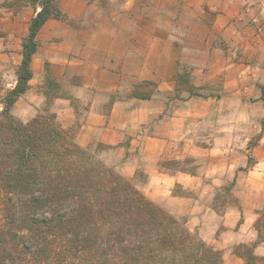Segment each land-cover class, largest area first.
Returning a JSON list of instances; mask_svg holds the SVG:
<instances>
[{
    "label": "rangeland",
    "instance_id": "374dc122",
    "mask_svg": "<svg viewBox=\"0 0 264 264\" xmlns=\"http://www.w3.org/2000/svg\"><path fill=\"white\" fill-rule=\"evenodd\" d=\"M22 2L23 0H0V35H7L5 30H20L25 24L29 26L30 20L35 16L32 11L38 5L28 3L23 6ZM88 6L90 7L83 19L149 18L154 20L155 18L161 25L143 27L140 24L134 30L135 34L138 29L140 35L147 32L156 37L158 46L160 40L166 39L172 42L174 61L170 62L165 58L156 61L157 66L167 70L168 73L171 72V91L160 92L158 84L148 80L136 83V85L148 83L138 87L137 91L148 93L151 98L155 96L158 99H169L170 107L166 114L168 116L169 111H173L178 121L180 118H187L188 137L164 140L166 153L157 156L142 155L137 147L136 154L132 156L136 162L134 173L131 177L120 174L116 167L123 163L120 158L115 155L113 162H110L101 157L103 152L117 146H104L96 141L82 146L77 142L76 135L81 125L83 111L86 109L85 104H77L75 99L72 100L78 119L71 127L65 128L58 121L56 113L53 112L55 97L71 96L73 98L72 85H79L80 79L68 78L59 82L52 74L48 62L44 64V82L41 86L45 97L44 102L35 106L36 110H33L19 101L14 109L21 95L12 109L14 117L23 123H28L39 115H53L59 127L73 138L76 145L100 159L107 167L129 181L152 203L154 202L150 195L153 193L161 200H165L168 195L189 198L195 196V192L184 189L181 184H175L165 192L161 188H157V191L150 188L148 192L147 172L150 169L168 175L181 173L188 177H198V179H204L206 183L208 180L212 182L213 177H217L223 180L220 186L205 188V195H209V201H212L211 208L220 214L227 207L238 205V200L232 193L235 182L227 179L226 175L223 176L222 170L217 171L216 176L213 175V171L231 160L239 163L238 159L242 154L247 156L248 166L249 157L253 162L252 149L264 135V106L260 99L264 88V0H137V3L136 0H89ZM66 16L67 20L58 21L72 26L77 24L68 15ZM16 21L19 22L17 26ZM77 26L82 28L84 25ZM25 37L20 39L21 51ZM154 60V58H147L150 68ZM17 68L7 74L0 73V110L3 98L10 90L9 85H12L14 80L16 83ZM164 76L166 75H160V77ZM177 77H179L178 82ZM136 85L128 93L111 94L105 106L106 111L110 109L115 99L131 98ZM188 86L195 87V95L186 92ZM175 112L177 113L174 114ZM178 126L179 123L174 125V129ZM220 133L228 137L215 139L214 137ZM128 142L126 140L124 144L128 145ZM218 146L231 147L233 151L220 154ZM154 157L156 158L153 160ZM239 170L244 169L239 168ZM202 189L203 187L200 188V193ZM154 204L177 221L185 222L186 229L218 252L223 264L225 263L224 251L218 249L216 244L210 245L198 233L191 231L187 227L186 216H176L169 209ZM262 211L264 207L257 211V218L258 213ZM214 237L217 238V236ZM209 238L212 236H207V239ZM236 246L240 245L233 246V253Z\"/></svg>",
    "mask_w": 264,
    "mask_h": 264
},
{
    "label": "trees",
    "instance_id": "16d2710c",
    "mask_svg": "<svg viewBox=\"0 0 264 264\" xmlns=\"http://www.w3.org/2000/svg\"><path fill=\"white\" fill-rule=\"evenodd\" d=\"M28 3L40 10L29 22L16 83L0 110V264H223L185 222L76 145L53 115L28 123L14 117L32 78L39 31L50 19L67 20L59 0L22 5ZM147 84L136 85L131 97L150 99L137 91ZM194 88L186 92L195 95ZM260 99L264 106V88ZM258 215V241L234 248L245 264H264L253 253L264 244V211Z\"/></svg>",
    "mask_w": 264,
    "mask_h": 264
},
{
    "label": "crops",
    "instance_id": "0c3cea01",
    "mask_svg": "<svg viewBox=\"0 0 264 264\" xmlns=\"http://www.w3.org/2000/svg\"><path fill=\"white\" fill-rule=\"evenodd\" d=\"M88 2L89 0H60V10L77 24L72 26L50 19L41 28L37 37V52L31 63L33 77L28 91L19 98L14 109L19 101L33 110L44 102L41 86L44 82L45 62L50 64L51 72L59 82L79 78L80 84L72 85L73 98L55 97L53 112L62 126L68 128L78 119L72 100L75 99L77 104H85L86 109L76 135L77 142L82 146L95 141L104 146H117L103 152L101 157L113 162L116 155L123 162L116 165L117 171L131 177L136 169V162L132 158L136 154V148L142 155L157 156L166 153L164 140L188 137V120L180 118L178 121L173 111H169L167 116L166 112L170 107L167 98L158 99L154 96L147 100L134 97L115 99L109 110L106 111L105 106L111 94L128 93L141 81H154L160 92H170L171 72L157 66L156 61L163 58L174 61L172 42L160 40L158 46L157 38L149 33L140 35L136 29L135 34L134 29L140 24L143 27L161 26L155 18L83 19L90 7ZM39 10V6H36L32 14L35 15ZM15 23L16 26L19 25L18 21ZM79 24L84 26L78 27ZM120 27L123 29H118ZM27 31L28 24H25L20 30H5L8 34L0 35V73L13 72L20 64V39L27 35ZM148 57L155 59L151 68L147 63ZM162 74L166 76L160 77ZM14 85L15 80L8 88L11 89ZM178 123L179 126L174 129V125ZM227 137L228 135L220 133L214 138ZM126 140L129 141L128 145L124 144ZM218 147L220 154L233 151L231 147ZM251 155L253 162L249 167L247 156L242 154L238 159L239 163L231 160L218 170L214 169V176L217 171L222 170L223 176L226 175L227 179L235 182L232 193L238 200V205L229 206L220 214L211 208L212 201H209V195H205V188L220 186L223 180L213 177L212 182L208 180L206 183L204 179L181 173L168 175L152 169L147 172L148 192L150 188L154 191L161 188L165 192L175 184H181L184 189L195 192V196L189 198L168 195L165 200H161L154 193L150 198L176 216H186L187 227L191 231L224 251V264H245L242 258L232 252L233 246H250L258 238L254 223L257 211L264 207V135L252 149ZM201 187L204 191L202 189L200 193ZM209 235L212 238L207 239ZM253 253L258 259H264V244H257Z\"/></svg>",
    "mask_w": 264,
    "mask_h": 264
}]
</instances>
